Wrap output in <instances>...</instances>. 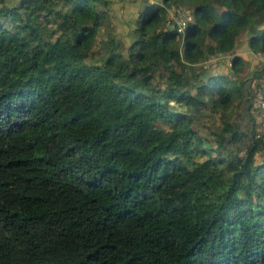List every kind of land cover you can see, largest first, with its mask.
<instances>
[{"label": "trees", "instance_id": "trees-1", "mask_svg": "<svg viewBox=\"0 0 264 264\" xmlns=\"http://www.w3.org/2000/svg\"><path fill=\"white\" fill-rule=\"evenodd\" d=\"M106 2L0 0V264H264V140L229 118L264 0L146 1L125 52Z\"/></svg>", "mask_w": 264, "mask_h": 264}, {"label": "rangeland", "instance_id": "rangeland-1", "mask_svg": "<svg viewBox=\"0 0 264 264\" xmlns=\"http://www.w3.org/2000/svg\"><path fill=\"white\" fill-rule=\"evenodd\" d=\"M15 2V0H8ZM149 1H160V0H107L106 4L102 6L105 13L103 12L101 18V27L99 28L96 41L99 38L109 36L107 32L113 35L114 38L119 40V47L125 52V46L131 39L132 27L134 26V21L136 17V11L138 8L144 4V2ZM176 5H170L167 7L166 12V22L171 25V15L173 7ZM179 8H187L185 5H178ZM188 9V8H187ZM165 24V23H164ZM95 41V42H96ZM99 42V41H98ZM96 42L92 48L93 56L100 55L103 47ZM218 70H226V67L220 57L217 59ZM212 60H204L203 64L206 65L208 69V63ZM221 63V64H220ZM213 68V67H212ZM189 72V70H187ZM159 71L155 72L157 76ZM163 79H160L162 83ZM229 118L234 119L242 128L246 129L249 125L254 124V128H257L258 122L260 120V114L257 110H254L252 107L247 106V102L244 100L239 101L238 106L233 109V112L229 113ZM197 122L200 125L199 131L201 134L206 135L207 137L212 136V131L217 128L218 117L217 112L212 114L208 113V109L204 110V113L200 116H196ZM232 119V120H233ZM258 159V157L256 158Z\"/></svg>", "mask_w": 264, "mask_h": 264}, {"label": "built area", "instance_id": "built-area-1", "mask_svg": "<svg viewBox=\"0 0 264 264\" xmlns=\"http://www.w3.org/2000/svg\"><path fill=\"white\" fill-rule=\"evenodd\" d=\"M171 24H173L178 32L182 31L185 24L191 19V14L188 10L179 7H174L171 15ZM258 60L264 64V52H254ZM251 107L257 110L260 114V120L255 135L264 140V66L262 74L254 84L251 92Z\"/></svg>", "mask_w": 264, "mask_h": 264}, {"label": "crops", "instance_id": "crops-1", "mask_svg": "<svg viewBox=\"0 0 264 264\" xmlns=\"http://www.w3.org/2000/svg\"><path fill=\"white\" fill-rule=\"evenodd\" d=\"M264 23H262L263 25ZM233 52L239 54L242 59L244 60L245 69L249 71L250 73L252 70H262V67L264 64L257 59L255 56L254 51H252L246 44V38L245 36H241L238 40V42L235 44V47L233 49ZM220 60L223 61L224 65H227V55L221 56ZM218 60L216 62H213V68L217 69L215 66H217ZM221 64V63H220ZM225 65V67H226Z\"/></svg>", "mask_w": 264, "mask_h": 264}]
</instances>
